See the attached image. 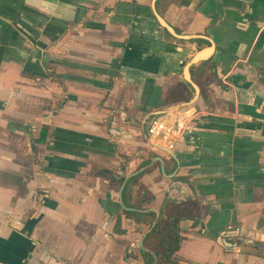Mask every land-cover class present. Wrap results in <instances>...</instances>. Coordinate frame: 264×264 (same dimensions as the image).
I'll return each mask as SVG.
<instances>
[{"label": "crops", "instance_id": "0c3cea01", "mask_svg": "<svg viewBox=\"0 0 264 264\" xmlns=\"http://www.w3.org/2000/svg\"><path fill=\"white\" fill-rule=\"evenodd\" d=\"M186 203L176 264H264V0H0V264H144Z\"/></svg>", "mask_w": 264, "mask_h": 264}, {"label": "trees", "instance_id": "16d2710c", "mask_svg": "<svg viewBox=\"0 0 264 264\" xmlns=\"http://www.w3.org/2000/svg\"><path fill=\"white\" fill-rule=\"evenodd\" d=\"M47 126H42L40 134L38 137L39 141H44L47 135ZM121 181V180H120ZM134 217L145 216L144 214H139L136 212H128ZM146 215L152 216V213H147ZM193 216L196 218V213H194V208L192 205L186 203L183 208H172L169 209L168 216L161 219L154 228L146 236V239H151L153 252L157 256L156 264H176L174 260V253L178 249L179 245V226L178 222L182 217ZM144 264H151L152 256L150 253L143 254Z\"/></svg>", "mask_w": 264, "mask_h": 264}, {"label": "water", "instance_id": "95a60500", "mask_svg": "<svg viewBox=\"0 0 264 264\" xmlns=\"http://www.w3.org/2000/svg\"><path fill=\"white\" fill-rule=\"evenodd\" d=\"M155 1L156 0H153V2H155ZM244 1H249V0H244ZM153 10H154V15H155L157 21L159 22V24L163 28H165L170 34H172L175 37H178V38H181L182 37L181 35H178L173 30V28L170 25H168L167 22L159 14H157L154 6H153ZM203 56H204L203 53H201V54L198 53L197 55H195V57H194L193 60H195V59L198 60V59L202 58ZM184 74H185V77L187 78V80H189L191 82V80L189 79V73H188V67L187 66H186V68L184 70ZM193 86H194L195 90L197 91L198 90L197 89V86L195 84H193ZM184 106H185L184 104L171 105V106L165 108V110L159 111L158 113H156L154 115V116H160V115L163 116V121H162V126H161V130L162 131H166L167 129H169L171 127V124H172L173 119L175 118V116L177 115V113L184 108ZM163 138H164L163 132H159L156 136L150 138L149 144L151 146H153V147L161 148L164 151L168 152V154H170L171 151L169 150V148H166V147L161 146V142H162ZM170 155L172 156L173 154L171 153ZM125 182H126V180L123 181L122 186H121V189L123 188ZM119 201H120V204H121V206H122V208L124 210L135 211L134 208H129V207L124 206L123 201L121 199V194L119 195ZM157 219L158 218H156V220L154 221L152 227L157 222ZM243 232H244V230H241L239 232V235L240 236H244L243 235ZM146 234H147V232H145L143 234V237L141 238L140 243H139V248L141 250H143V251H148L151 254V256H152V262H151V264H156L157 263V256L155 255V253L153 251L146 250L145 247H144V245H143V239L146 236Z\"/></svg>", "mask_w": 264, "mask_h": 264}, {"label": "built area", "instance_id": "2783aa9c", "mask_svg": "<svg viewBox=\"0 0 264 264\" xmlns=\"http://www.w3.org/2000/svg\"><path fill=\"white\" fill-rule=\"evenodd\" d=\"M162 121H163V116L161 115L151 119V122L149 123L147 128V134L150 138L156 136L159 132H163L164 138H166V136H169L171 127L166 131H162L161 130ZM168 147H171V145L169 144Z\"/></svg>", "mask_w": 264, "mask_h": 264}]
</instances>
